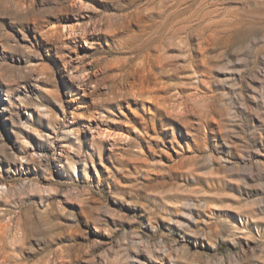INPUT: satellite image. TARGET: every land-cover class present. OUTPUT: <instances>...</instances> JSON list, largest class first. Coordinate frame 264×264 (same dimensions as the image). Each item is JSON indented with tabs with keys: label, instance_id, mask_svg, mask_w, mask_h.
<instances>
[{
	"label": "rangeland",
	"instance_id": "obj_1",
	"mask_svg": "<svg viewBox=\"0 0 264 264\" xmlns=\"http://www.w3.org/2000/svg\"><path fill=\"white\" fill-rule=\"evenodd\" d=\"M0 264H264V0H0Z\"/></svg>",
	"mask_w": 264,
	"mask_h": 264
},
{
	"label": "bare ground",
	"instance_id": "obj_2",
	"mask_svg": "<svg viewBox=\"0 0 264 264\" xmlns=\"http://www.w3.org/2000/svg\"><path fill=\"white\" fill-rule=\"evenodd\" d=\"M106 134V133H105ZM101 135H103V134H101ZM107 136V135H106Z\"/></svg>",
	"mask_w": 264,
	"mask_h": 264
}]
</instances>
